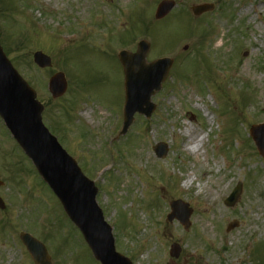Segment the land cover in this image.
Instances as JSON below:
<instances>
[{"label":"rangeland","instance_id":"374dc122","mask_svg":"<svg viewBox=\"0 0 264 264\" xmlns=\"http://www.w3.org/2000/svg\"><path fill=\"white\" fill-rule=\"evenodd\" d=\"M161 1L0 0V45L44 106L46 127L98 189L118 253L132 264H264V159L249 136L264 122V0H170L174 9L156 21ZM200 5L214 9L194 16ZM141 40L147 63L169 57L172 65L151 116L135 114L117 137V54L136 52ZM36 51L50 57L49 69L34 66ZM57 72L67 89L53 100L47 84ZM186 129L204 139L197 155L184 147ZM0 180V264H33L21 232L46 246L52 264H98L1 123ZM175 200L192 210L188 231L166 219ZM232 221L239 227L226 232ZM172 243L178 259L168 255Z\"/></svg>","mask_w":264,"mask_h":264},{"label":"water","instance_id":"95a60500","mask_svg":"<svg viewBox=\"0 0 264 264\" xmlns=\"http://www.w3.org/2000/svg\"><path fill=\"white\" fill-rule=\"evenodd\" d=\"M172 1H162L155 13V19L164 18L174 8ZM213 5L192 7L194 16L213 10ZM149 45L141 42L136 54L119 53L125 75L126 104L124 107V124L121 134H124L132 123L135 112L144 114L147 118L154 107L149 103V98L154 91L160 89V84L165 80L172 62L168 59L156 61L147 65L144 61ZM34 63L39 68L51 66L50 59L38 52L33 56ZM151 80V85L145 93L146 85ZM49 92L52 97L62 96L66 90L64 76L59 73L49 81ZM142 105H145L143 109ZM41 106L35 100V94L17 75L10 63L6 60L0 48V116L14 139L32 160L34 166L44 181L61 201L65 212L72 222L80 229L95 258L101 264H130L118 255L113 247L111 229L103 220L102 213L95 203L96 189L80 173L75 163L61 149L56 139L44 128L41 119ZM259 155L264 159V125L253 127L250 131ZM158 157L166 155L164 145L155 148ZM2 186V182H0ZM241 192L238 185L226 200L225 204L232 207ZM5 205L0 198V209ZM176 208L184 210L179 215ZM173 213L168 220L175 217L187 231L191 211L187 205L177 201L172 204ZM238 227L237 222H232L227 227V232ZM20 240L25 246L34 264H51V259L41 243L30 235L22 233ZM181 249L178 244H172L169 251L171 258L177 259Z\"/></svg>","mask_w":264,"mask_h":264},{"label":"bare ground","instance_id":"6f19581e","mask_svg":"<svg viewBox=\"0 0 264 264\" xmlns=\"http://www.w3.org/2000/svg\"><path fill=\"white\" fill-rule=\"evenodd\" d=\"M206 117L208 118L209 115L206 114ZM185 135L187 136V143L184 146L185 149L187 151H189L190 153H192L193 155H197L199 153L200 149H201V146H202V144H201L202 142L201 141H203L204 139L203 138L200 139V136L198 137V136H193V135L189 134V130L188 129L185 130ZM191 182H192V178L189 177V179L187 181V184H190Z\"/></svg>","mask_w":264,"mask_h":264},{"label":"flooded vegetation","instance_id":"af4514ba","mask_svg":"<svg viewBox=\"0 0 264 264\" xmlns=\"http://www.w3.org/2000/svg\"><path fill=\"white\" fill-rule=\"evenodd\" d=\"M2 124V123H1Z\"/></svg>","mask_w":264,"mask_h":264}]
</instances>
